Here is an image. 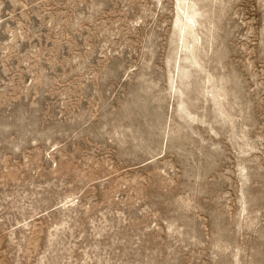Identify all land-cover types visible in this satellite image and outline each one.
Wrapping results in <instances>:
<instances>
[{
    "label": "rangeland",
    "instance_id": "1",
    "mask_svg": "<svg viewBox=\"0 0 264 264\" xmlns=\"http://www.w3.org/2000/svg\"><path fill=\"white\" fill-rule=\"evenodd\" d=\"M0 264H264V0H0Z\"/></svg>",
    "mask_w": 264,
    "mask_h": 264
}]
</instances>
